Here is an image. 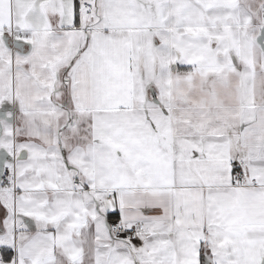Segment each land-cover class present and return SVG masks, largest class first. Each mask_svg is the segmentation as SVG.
I'll return each instance as SVG.
<instances>
[{"label":"snow or ice","instance_id":"obj_1","mask_svg":"<svg viewBox=\"0 0 264 264\" xmlns=\"http://www.w3.org/2000/svg\"><path fill=\"white\" fill-rule=\"evenodd\" d=\"M0 264H264V0H0Z\"/></svg>","mask_w":264,"mask_h":264}]
</instances>
